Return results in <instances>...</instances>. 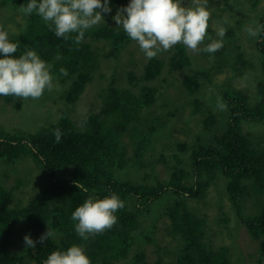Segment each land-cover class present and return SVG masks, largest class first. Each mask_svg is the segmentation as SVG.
Listing matches in <instances>:
<instances>
[{
  "label": "trees",
  "instance_id": "trees-1",
  "mask_svg": "<svg viewBox=\"0 0 264 264\" xmlns=\"http://www.w3.org/2000/svg\"><path fill=\"white\" fill-rule=\"evenodd\" d=\"M27 2L1 0L0 5L19 9ZM129 2L108 0V6ZM251 2L253 7L258 4V0ZM258 23L264 24V14L259 15ZM75 35L70 34L68 40L57 37L48 23L33 13L25 15L23 27L9 37L11 42L19 43L14 57L28 50L35 51L50 66L53 77L70 83L62 96L67 106L57 121L27 135L0 129V162L15 165L31 160L43 171L47 181V185L31 194L25 203L16 201L21 181L14 186L0 182V264H27L24 255L12 250L19 227L34 242L48 229L53 232L43 244L37 242L35 248H28L27 257L36 264H44L53 251H66L73 244L84 248L91 264H116L119 260H127L135 245L140 250L134 253L133 264H162L147 262L141 250L145 233L142 218L162 205H165L170 233L178 239V253L166 264H230L225 246L213 250L208 244L206 217L192 211L187 202L206 199L209 189L219 182L225 185L227 200L237 220L253 239L260 240L258 253L263 260L264 146L251 139L244 125L264 122V32L256 41L261 70L256 83L257 100L251 102L240 90H226L222 94L227 105L224 125L221 126L217 116L209 110L203 125L206 131L213 132L211 137L198 136L191 144L177 143L178 151L170 159L160 153L170 173L166 180L157 175L153 184L138 182L133 175L149 166L147 154L159 141L166 121H162L161 115L150 117L149 110L157 99V87H139V82L151 83L166 68L175 73L189 67L192 59L186 46L177 44L170 49L172 54L167 62L159 57L149 59L139 77L128 71L129 87L119 86L114 74L102 87L99 110L87 114L78 127L71 106L93 82L102 62L117 60L133 40L123 28L108 22L85 30L78 45L74 43ZM94 42L106 44L108 50L99 52ZM235 57L233 70L240 72L248 60L240 48ZM61 68L67 70V75L60 72ZM207 76L203 71L187 75L182 87L189 95H195L200 89V78ZM16 99L0 96L5 103H14ZM198 109L196 107L195 111ZM56 128L62 132L59 143L53 135ZM68 169L70 173L64 174ZM77 183L88 191L78 189ZM112 194L124 201V207L115 213V225L102 234L81 239L75 232L77 221L71 219L72 212L90 196L103 199ZM250 202L252 212L248 211Z\"/></svg>",
  "mask_w": 264,
  "mask_h": 264
},
{
  "label": "rangeland",
  "instance_id": "rangeland-1",
  "mask_svg": "<svg viewBox=\"0 0 264 264\" xmlns=\"http://www.w3.org/2000/svg\"><path fill=\"white\" fill-rule=\"evenodd\" d=\"M128 4L109 6L111 9L109 13H101L103 21L123 28L116 24L113 17L118 9H123ZM181 5L195 7L193 0H181ZM208 8L211 18L207 37L200 45L201 51L193 53L187 49L192 64L175 73L168 72L166 68L161 76L151 83L139 82V87L142 85L157 87V99L149 113L150 117L161 115L162 121L165 120L166 124L159 134V141L156 142L154 149L147 154L149 166L137 170L133 175L138 182L153 184L157 175L162 180L167 179L170 169L161 161L160 153L170 159L171 155L178 151L177 143L191 144L198 136L202 139L211 137L213 132L206 131L203 125L209 110L217 116L220 125H224L225 110H219L216 105L217 97L222 99V94L226 90H240L246 93L253 103L258 98L256 83L261 70L260 55L256 49L257 36H249L245 29L255 26L259 15L264 14V0H258L256 7H253L251 0H208ZM24 16L25 14L17 8L0 5V26L8 32L9 37L23 27ZM218 24L227 30L223 37V47L213 54L205 53L202 49L208 43L220 39L217 36ZM93 44L99 52L108 50V46L104 43L94 42ZM238 48L245 53L248 64L242 71L235 72L233 66ZM171 54L170 50L162 51L156 57L167 62ZM148 60L149 58L141 51L137 42L132 41L117 60L103 61L95 79L87 86L81 99L71 106L75 124L80 127L87 114L99 110L102 87L114 74L117 75L119 86L129 87L127 72L132 71L139 77ZM197 71H203L208 76L200 78V89L195 95H189L182 87V81L185 76ZM69 83V80L64 81L62 78L53 77L54 87L50 91L45 90L38 100L17 98L14 103H5L0 100V129L27 135L57 121L62 115V109L67 106L62 96ZM196 107L199 108L197 112ZM244 131L253 141L264 146V122L245 123ZM34 164L31 160H24L15 165L0 162V182L8 186L22 182L21 188L17 191L16 201L18 202L25 203L31 194L47 185L43 171ZM70 171L71 169H68L64 174H69ZM224 190L225 185L219 182L209 189L206 199L187 200L192 211L206 217L208 244L213 250L225 246L229 252L230 264H264V259L261 260L258 253L260 240L253 239L237 220ZM164 206L155 208L149 216L142 218L145 233L141 250L145 252L146 261L150 263L166 264L173 261L178 253V239L170 233V223L164 214ZM250 207H252L251 202L248 204V211L252 212ZM25 235L29 236L19 227L12 250L24 255L27 264H36L27 257L28 248L25 247L23 239ZM29 237L32 239L31 236ZM138 250L140 249L135 245L129 258L124 261L119 260L116 264H133V255Z\"/></svg>",
  "mask_w": 264,
  "mask_h": 264
},
{
  "label": "clouds",
  "instance_id": "clouds-1",
  "mask_svg": "<svg viewBox=\"0 0 264 264\" xmlns=\"http://www.w3.org/2000/svg\"><path fill=\"white\" fill-rule=\"evenodd\" d=\"M195 7H184L181 0H130L123 9H118L113 17L118 26H122L127 36L137 42L141 51L149 59H153L162 51H169L177 44H183L193 53L201 51L200 45L207 37V29L211 13L208 0H193ZM19 11L30 16L35 13L41 17L57 37L65 40L70 34L76 33L75 44H80L85 30L103 21L101 13L111 11L108 0H28ZM126 14V15H125ZM50 22V23H49ZM104 22V21H103ZM54 26V27H53ZM246 32L256 37L264 32V24L249 26ZM224 27L217 25V36L202 51L213 54L223 47ZM19 43L11 42L9 34L0 26V96H13L27 100H38L45 90H52L53 76L50 66L32 50L19 57H14ZM214 58V57H212ZM57 59L60 56L57 55ZM67 75V70L60 69ZM217 108L227 110L226 103L217 97ZM55 142L59 143L62 132L54 130ZM76 187L87 192L88 189L77 183ZM124 207V201L112 194L103 199L89 197L71 214V219L77 221L75 232L83 239L104 233L117 222L115 213ZM53 236L48 229L37 241L40 244ZM25 247L35 248L36 243L28 235L24 236ZM44 264H91L84 248L73 244L66 251H53Z\"/></svg>",
  "mask_w": 264,
  "mask_h": 264
}]
</instances>
